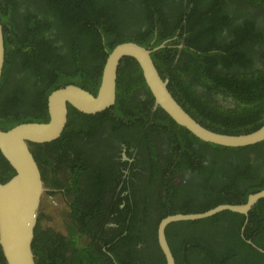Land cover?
<instances>
[{
	"label": "trees",
	"instance_id": "16d2710c",
	"mask_svg": "<svg viewBox=\"0 0 264 264\" xmlns=\"http://www.w3.org/2000/svg\"><path fill=\"white\" fill-rule=\"evenodd\" d=\"M0 22V129L47 120V98L64 84L97 94L116 44L164 39L153 61L198 121L230 134L264 123V0H0ZM116 79L112 106L86 114L68 104L61 134L30 143L52 187L45 193L64 202L69 217L62 232L44 225L40 211L36 264H166L157 241L164 216L244 203L264 188V140L230 147L199 138L153 107L132 57L120 60ZM13 174L0 152V181ZM246 218L225 210L170 222L176 264H264V252L246 241L264 250V197L241 233Z\"/></svg>",
	"mask_w": 264,
	"mask_h": 264
},
{
	"label": "water",
	"instance_id": "95a60500",
	"mask_svg": "<svg viewBox=\"0 0 264 264\" xmlns=\"http://www.w3.org/2000/svg\"><path fill=\"white\" fill-rule=\"evenodd\" d=\"M167 40L164 39L152 47H145L134 41L116 44L106 57L97 94L77 83L64 84L54 89L47 98L49 114L47 120L21 122L9 129H0V152L14 170V174L8 180L0 181V248L6 264H36L32 241L42 206V195L48 187L44 184L30 143L49 141L61 134L67 123L68 104L86 114H94L112 106L117 99L118 65L124 57H132L138 62L143 78L155 96L153 107L159 105L174 121L185 126L204 141L239 147L264 140V123L249 132L222 133L207 128L178 102L169 88L170 78L161 76L151 55L152 51L163 47ZM4 60V34L0 22V77ZM123 158H126L125 153ZM263 197L264 188L250 194L244 203H223L206 211L176 212L164 216L158 222L157 241L166 264H176L166 237V227L170 222L207 218L231 210L247 217L241 227L242 233L249 220L250 211ZM246 241L257 250L264 252L251 239Z\"/></svg>",
	"mask_w": 264,
	"mask_h": 264
},
{
	"label": "rangeland",
	"instance_id": "374dc122",
	"mask_svg": "<svg viewBox=\"0 0 264 264\" xmlns=\"http://www.w3.org/2000/svg\"><path fill=\"white\" fill-rule=\"evenodd\" d=\"M41 203L44 205L41 206V210H45L48 216H45L42 219L44 225H51L56 230L62 232L65 231V221L68 220V209L65 203L60 204L54 200H49L48 196L44 193L42 195ZM40 210V211H41Z\"/></svg>",
	"mask_w": 264,
	"mask_h": 264
},
{
	"label": "flooded vegetation",
	"instance_id": "af4514ba",
	"mask_svg": "<svg viewBox=\"0 0 264 264\" xmlns=\"http://www.w3.org/2000/svg\"><path fill=\"white\" fill-rule=\"evenodd\" d=\"M179 45H181V44H179ZM119 153H120V156H121V159H122V160H125V159L127 158V157H126V158H123V153H124L123 151H121V152H119ZM130 160H131V159H130ZM57 169H58V168H57ZM59 169H60V168H59ZM57 175H58V176H61V175H63V172H62V171H59V173H58ZM47 187H48V186H47ZM50 188H52V187H48L47 190H50ZM47 190H46V191H47ZM44 193H45V191L43 192V195H44ZM45 194H46V193H45ZM46 195H47L48 197H54V196L51 195V194H49V195L46 194ZM57 197L59 198L60 195H58ZM54 198H55V197H54ZM41 204H42V206L44 205L43 203H41Z\"/></svg>",
	"mask_w": 264,
	"mask_h": 264
},
{
	"label": "clouds",
	"instance_id": "9594fccd",
	"mask_svg": "<svg viewBox=\"0 0 264 264\" xmlns=\"http://www.w3.org/2000/svg\"><path fill=\"white\" fill-rule=\"evenodd\" d=\"M51 200H54V199H51Z\"/></svg>",
	"mask_w": 264,
	"mask_h": 264
}]
</instances>
